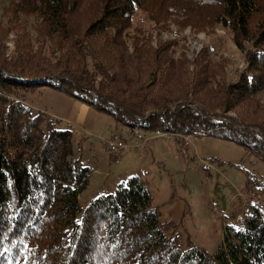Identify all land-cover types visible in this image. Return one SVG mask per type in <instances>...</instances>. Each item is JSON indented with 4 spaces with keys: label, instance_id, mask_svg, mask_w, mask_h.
Here are the masks:
<instances>
[{
    "label": "trees",
    "instance_id": "obj_1",
    "mask_svg": "<svg viewBox=\"0 0 264 264\" xmlns=\"http://www.w3.org/2000/svg\"><path fill=\"white\" fill-rule=\"evenodd\" d=\"M173 19L230 33L244 67L232 75L208 47L177 56L163 38ZM46 89L181 149L212 137L264 163V0H10L0 20V264H264L261 206L225 227L215 253L184 241L139 176L83 207L94 169L70 128L26 100ZM242 170L246 188L264 186Z\"/></svg>",
    "mask_w": 264,
    "mask_h": 264
},
{
    "label": "rangeland",
    "instance_id": "obj_2",
    "mask_svg": "<svg viewBox=\"0 0 264 264\" xmlns=\"http://www.w3.org/2000/svg\"><path fill=\"white\" fill-rule=\"evenodd\" d=\"M9 2L0 0V20ZM135 22L150 26L141 12ZM178 22L173 19L170 29L163 33L164 39L178 41L177 56L185 44L190 59L208 47L215 61L226 56L233 62L232 75L244 67V55L230 33L219 28L214 34H195ZM53 92L56 91L49 89L46 93H31L26 100L34 111H49L54 116L50 117L67 125L73 134L76 155H82L85 165L96 168L90 185L80 196L83 207L95 196L112 194L121 184L139 176L147 183L154 205L161 207L164 219L181 223L184 241L190 237L198 246L215 253L224 241L225 227L239 225L249 214L252 202L247 192L256 191L264 202V186L246 188L247 174L242 170L264 182V163L247 155L242 147L212 137L190 138L186 157L179 137L139 127L130 129L97 110L95 117H89L88 112H76V102L88 109L84 103ZM260 96L264 101V93ZM76 113L81 115L79 120ZM115 134L122 136L126 146L119 162L107 150V142Z\"/></svg>",
    "mask_w": 264,
    "mask_h": 264
},
{
    "label": "built area",
    "instance_id": "obj_3",
    "mask_svg": "<svg viewBox=\"0 0 264 264\" xmlns=\"http://www.w3.org/2000/svg\"><path fill=\"white\" fill-rule=\"evenodd\" d=\"M159 134V133H158ZM198 140L199 138L193 137V136H187L185 137V146L183 148L184 155L187 157L188 152L187 148L190 145L191 139ZM126 149V146L123 144V138L120 134L113 135L110 140L107 142V150L113 154L116 155L117 162L120 160V156L124 154V151ZM246 197L250 199L252 204L256 206H261L264 209V202L261 195L257 194L254 190H249L246 194ZM239 219V218H238Z\"/></svg>",
    "mask_w": 264,
    "mask_h": 264
},
{
    "label": "crops",
    "instance_id": "obj_4",
    "mask_svg": "<svg viewBox=\"0 0 264 264\" xmlns=\"http://www.w3.org/2000/svg\"><path fill=\"white\" fill-rule=\"evenodd\" d=\"M46 91H49V89L44 90V93H46ZM53 93H56V92H53ZM56 94H58V93H56ZM76 103L77 104H74V105H76L75 106L76 107V110H77L76 112H81V113L82 112H88L89 113V117H92V118L95 117L94 109L88 107V109H85L84 110L83 108H81V104L79 102H76ZM83 107H85V106H83ZM47 112H48V114H50L51 116H53L49 111H47ZM76 116H77V117H75L76 119L79 118V117H81V115L79 113H76ZM100 117H102V116H100ZM77 120H79V119H77ZM92 130H93V127H92ZM84 135H85V132H84ZM93 169H94V172H96V168H93Z\"/></svg>",
    "mask_w": 264,
    "mask_h": 264
}]
</instances>
